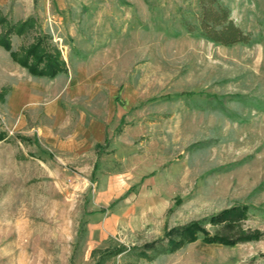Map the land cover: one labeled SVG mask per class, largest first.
<instances>
[{"label":"rangeland","instance_id":"rangeland-1","mask_svg":"<svg viewBox=\"0 0 264 264\" xmlns=\"http://www.w3.org/2000/svg\"><path fill=\"white\" fill-rule=\"evenodd\" d=\"M199 1L0 0L11 51L63 67L37 80L0 47V264H264V0H219L251 40L228 47L199 37ZM234 205L260 240L148 248Z\"/></svg>","mask_w":264,"mask_h":264},{"label":"trees","instance_id":"trees-1","mask_svg":"<svg viewBox=\"0 0 264 264\" xmlns=\"http://www.w3.org/2000/svg\"><path fill=\"white\" fill-rule=\"evenodd\" d=\"M200 13L198 17V35L202 39L223 47L234 45H248L251 40L249 35L239 29L232 20L229 19L230 10L225 7L219 0H200ZM32 20L23 22L16 34L21 35L27 29H31ZM185 29L189 34H193L195 29L188 24H185ZM11 25L7 27V31L3 34L4 37H9L12 33ZM0 47L9 52L11 59L18 63L22 68L26 69L29 75L35 77H50L53 78L58 73L63 71L61 63L56 57H51L45 54L41 49L39 41L32 44L28 50H25L22 55L18 56L11 51L3 38L0 39ZM253 210L249 205H234L229 209L222 210L215 215L203 218L201 221H194L187 226L172 229L167 238L158 241L155 244L148 245L153 254H165L173 252L174 249L201 241L206 244L233 246L236 244L248 243V241L260 240L263 234L257 232L245 233L241 229L242 222L246 221L249 212ZM220 227L221 230L228 231L236 230V237L231 238L225 233L221 235L209 234L205 226Z\"/></svg>","mask_w":264,"mask_h":264},{"label":"crops","instance_id":"crops-1","mask_svg":"<svg viewBox=\"0 0 264 264\" xmlns=\"http://www.w3.org/2000/svg\"><path fill=\"white\" fill-rule=\"evenodd\" d=\"M59 76H62V75H59ZM36 79L42 80V81L49 80V79L43 78V77L42 78L36 77ZM66 88H69V87L66 86ZM60 92H62V91H60ZM60 92L53 94L50 98H48V100H46V104H47L46 113L49 116H51L52 118L58 119V121L60 119H63V120L70 123V122H72L73 118L70 116L69 110H67L66 107L63 106L66 104L61 103L62 101H61V93ZM25 101H26V90H25L24 86L21 84V85H18L17 88H13V91L11 92V94L8 97V104L11 105V107H13L15 112H18V111L22 110L23 108H25V106H26ZM79 117L83 118L84 121L88 124L90 123L91 125H93L95 123V124L102 125V123H100L96 120L90 122L89 121L90 118H87L88 116H86L84 114H79V116L77 114L75 116V118H78V119H79ZM99 131H100V129H98L96 131L97 136L100 135Z\"/></svg>","mask_w":264,"mask_h":264}]
</instances>
